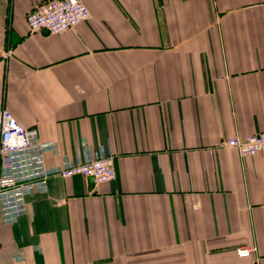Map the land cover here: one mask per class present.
<instances>
[{"label":"crops","instance_id":"obj_1","mask_svg":"<svg viewBox=\"0 0 264 264\" xmlns=\"http://www.w3.org/2000/svg\"><path fill=\"white\" fill-rule=\"evenodd\" d=\"M44 1L0 0V112L48 167L105 149L117 177L52 175L0 219V264H264V154L226 146L264 131V0H82L32 33Z\"/></svg>","mask_w":264,"mask_h":264},{"label":"built area","instance_id":"obj_2","mask_svg":"<svg viewBox=\"0 0 264 264\" xmlns=\"http://www.w3.org/2000/svg\"><path fill=\"white\" fill-rule=\"evenodd\" d=\"M90 10L82 0H45L27 15L32 33L59 34L90 19ZM12 50L5 51L8 59ZM226 146L236 148L242 157L264 154V131L228 138ZM57 152L55 142L39 138L37 127H25L3 108L0 112V219L13 224L27 211V195L48 190L52 175L67 178L81 174L94 183L116 179L115 155L105 149L96 151L83 161L64 160L62 165L48 167L47 152ZM256 249L244 245L237 249L239 257H250Z\"/></svg>","mask_w":264,"mask_h":264}]
</instances>
